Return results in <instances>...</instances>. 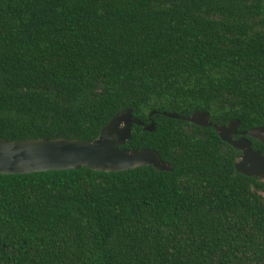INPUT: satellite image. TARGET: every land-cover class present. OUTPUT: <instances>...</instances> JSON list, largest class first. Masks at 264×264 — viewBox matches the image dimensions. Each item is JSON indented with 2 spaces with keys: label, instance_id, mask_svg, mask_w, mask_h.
I'll use <instances>...</instances> for the list:
<instances>
[{
  "label": "trees",
  "instance_id": "obj_1",
  "mask_svg": "<svg viewBox=\"0 0 264 264\" xmlns=\"http://www.w3.org/2000/svg\"><path fill=\"white\" fill-rule=\"evenodd\" d=\"M126 109L156 130L121 147L172 170L0 173V264H264V179L162 114L264 126V0H0V138L93 140Z\"/></svg>",
  "mask_w": 264,
  "mask_h": 264
},
{
  "label": "water",
  "instance_id": "obj_2",
  "mask_svg": "<svg viewBox=\"0 0 264 264\" xmlns=\"http://www.w3.org/2000/svg\"><path fill=\"white\" fill-rule=\"evenodd\" d=\"M155 112H152V117ZM170 118L203 127H214L225 142L242 152L236 169L243 175L264 179V154L253 148L250 137L264 143V126L239 130L241 121L234 119L226 125L210 121L211 114L198 110L190 116L174 112H162ZM149 132L156 130V123L145 124L134 116L131 109L115 114L100 135L93 140L81 138H29L9 140L0 138V173L24 174L51 170H71L86 166L95 171L118 172L153 166L159 171H171L172 165L165 161L159 151L151 148H123L132 137L133 125ZM239 137L236 138V136Z\"/></svg>",
  "mask_w": 264,
  "mask_h": 264
}]
</instances>
